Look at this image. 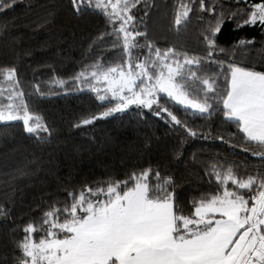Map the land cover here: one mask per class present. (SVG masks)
Segmentation results:
<instances>
[{"label": "trees", "instance_id": "trees-1", "mask_svg": "<svg viewBox=\"0 0 264 264\" xmlns=\"http://www.w3.org/2000/svg\"><path fill=\"white\" fill-rule=\"evenodd\" d=\"M106 2L0 0V111L26 110L40 126L0 123V264L28 262L29 241L69 239L92 207L139 184L172 206L176 241L212 229L200 206L238 199L245 217L264 199V142L224 107L234 68L264 75V22L249 23L264 0ZM169 62L204 112L158 93L148 108L103 116L120 101L90 91L104 74L155 84Z\"/></svg>", "mask_w": 264, "mask_h": 264}, {"label": "crops", "instance_id": "crops-1", "mask_svg": "<svg viewBox=\"0 0 264 264\" xmlns=\"http://www.w3.org/2000/svg\"><path fill=\"white\" fill-rule=\"evenodd\" d=\"M248 73L238 68L231 71L229 94L224 101V107L227 116H233L241 114L250 105L248 114L252 116L249 117L248 125L242 126L237 115L232 119L239 121L242 131L249 139L264 142V135H261L264 128L263 96L247 89L237 91V87L244 86L239 84V78L256 80V77H261L253 76L257 75L254 72ZM258 109L261 110L257 111ZM212 203L197 209V212L205 208L207 211L203 215L197 214L199 218L216 216L212 229L200 236L176 241L171 236L174 219L172 206L169 203L147 201L145 185L139 184L118 203L102 209L108 215L117 213L116 222L92 230H81L80 235H73L65 240V249L62 247L53 259L39 264H107L110 260L116 264H243L244 259L252 257L247 242L251 232L257 227L260 228L264 243V199L260 200L261 208L258 212L256 213L257 208L254 211L256 223L253 222L255 220L251 211L242 217L236 204L217 205V209H211ZM232 217L238 220L233 222ZM82 231L85 232L84 235H81ZM58 242L53 243L51 249H58ZM38 250L47 252L49 249L41 246ZM22 264H29V261Z\"/></svg>", "mask_w": 264, "mask_h": 264}, {"label": "rangeland", "instance_id": "rangeland-1", "mask_svg": "<svg viewBox=\"0 0 264 264\" xmlns=\"http://www.w3.org/2000/svg\"><path fill=\"white\" fill-rule=\"evenodd\" d=\"M94 3L97 7L100 6H107L106 0H88ZM115 3L118 0H114ZM113 6V5H112ZM101 8V7H100ZM257 22H264V5L258 4L253 7V11L249 18V23H257ZM128 23H124L122 25L121 32L126 35L127 40L132 38L133 33L127 29ZM179 69L178 62H169L165 65L164 73L160 76L158 81L155 84H152L150 81H146L145 83L139 85L137 81L139 80L134 74L126 70H114L110 71L103 75L101 81L97 82L96 87L90 89V91H94L100 101L108 100L110 97H114L119 99V103L110 109L107 113L103 116H110L116 113H120L126 111L131 106H142L145 108L150 107L155 101L158 93H161L169 98H171L174 102L194 111V112H204L205 107L197 102L191 101L186 97V95L182 92L180 87H178L174 81L177 71ZM245 72V71H243ZM248 74H252L251 71ZM251 72V73H250ZM247 74V73H246ZM257 74V73H255ZM253 76H261L256 77V80H241L238 79L239 84L244 85L237 87V91H241L242 89H247L254 94H258V92L264 98V75L257 74ZM262 78V79H261ZM246 85V86H245ZM235 86V85H234ZM259 94V95H260ZM251 110V106L249 105L248 108L242 110L241 114H236L237 117L242 122V126H246L249 124V117L252 116L248 114ZM261 109H258L259 111ZM234 114L233 116L236 117ZM232 115L226 116L227 118H233ZM6 122H21L25 125L27 132L35 134L37 131L40 130V126L33 121V116L29 114L26 110H6L5 112L0 111V123ZM261 135H264V128H262ZM263 200V199H262ZM218 204L212 203L210 205L211 209H217L216 206L220 205H237L239 206V213L240 208L244 209L243 205L240 203L238 199H222V201H218ZM264 207V203H262ZM256 206L252 208H248L251 210L252 218L255 220L253 221L256 223V216H254ZM261 208V206H260ZM90 213L87 215L84 221L76 222L73 226H71L70 230L73 231V235H80V231L83 229L92 230L93 228H97L98 226L107 225L108 223H114L118 220V214L108 215L106 212L99 210V207L95 206L90 209ZM247 210V209H244ZM207 212L205 209L198 210V215H203V212ZM218 211V210H216ZM231 212V211H229ZM209 213V212H208ZM249 213V211H248ZM232 220L233 217H232ZM238 220V219H235ZM235 220L233 222H235ZM233 222H231V226H233ZM66 227V226H65ZM84 235L85 232L82 231ZM58 242L57 239L46 240L38 244H34L30 242L25 246V253L29 257V264H39L43 261H48V259H53L59 250L63 247L65 249L66 241ZM59 243L58 249H51L53 243ZM248 249L250 255L252 257H248L243 260V264H264V243L261 238L260 228L257 227L255 230L251 232V237L248 240ZM37 246L36 249L32 248ZM43 246L45 249H49L47 252H41L39 247Z\"/></svg>", "mask_w": 264, "mask_h": 264}]
</instances>
